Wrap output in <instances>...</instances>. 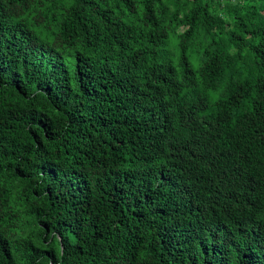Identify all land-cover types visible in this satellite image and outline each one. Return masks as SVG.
I'll use <instances>...</instances> for the list:
<instances>
[{
  "label": "trees",
  "instance_id": "1",
  "mask_svg": "<svg viewBox=\"0 0 264 264\" xmlns=\"http://www.w3.org/2000/svg\"><path fill=\"white\" fill-rule=\"evenodd\" d=\"M0 264H264V0H0Z\"/></svg>",
  "mask_w": 264,
  "mask_h": 264
}]
</instances>
